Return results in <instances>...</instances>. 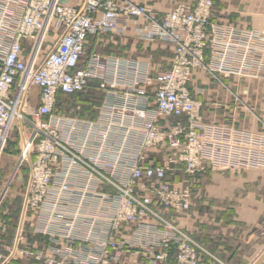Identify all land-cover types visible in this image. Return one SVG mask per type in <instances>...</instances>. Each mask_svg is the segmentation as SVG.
I'll use <instances>...</instances> for the list:
<instances>
[{"label":"built area","instance_id":"2783aa9c","mask_svg":"<svg viewBox=\"0 0 264 264\" xmlns=\"http://www.w3.org/2000/svg\"><path fill=\"white\" fill-rule=\"evenodd\" d=\"M213 7L214 0L183 1L158 16L133 0H85L80 7L0 0V161L11 131L28 127L20 152L30 164L25 207L64 227L74 242L92 244L83 264H112V251H140L149 264H200L201 245L158 209L190 210L191 185L178 186L174 176L207 169L195 128L202 102L188 84L196 70L224 86L222 75L264 76V29L216 21ZM129 24L143 40L174 47L169 70L150 74L138 61L98 52L84 58L90 35H121ZM94 81L106 99L121 92V103H102L108 117L58 110L60 94L72 96ZM33 87L39 103L29 109ZM127 112L143 124H128ZM168 117L186 121L159 127L157 120ZM156 148L167 152L161 163L149 158Z\"/></svg>","mask_w":264,"mask_h":264},{"label":"crops","instance_id":"0c3cea01","mask_svg":"<svg viewBox=\"0 0 264 264\" xmlns=\"http://www.w3.org/2000/svg\"><path fill=\"white\" fill-rule=\"evenodd\" d=\"M84 1L61 0L75 7L82 6ZM133 1L148 6L158 16L178 2H197ZM213 14L216 21L264 29V0H214ZM49 40L54 42L56 38L51 36ZM147 46L158 49L156 55L160 60L154 58L155 53L146 51ZM93 52L138 61L148 66L150 74H155L170 69L174 47L158 40H143L134 25L129 24L121 35H90L84 58ZM221 79L226 86L208 72L196 70L188 84L192 95L202 102V120L195 128L202 135L207 162V169L197 176L190 177L183 170L174 176L178 186L191 185V209L181 215L165 208L159 211L201 245L204 250L199 251L200 264H264V76L242 80L222 75ZM39 93V88L33 87L29 109L38 105ZM118 95L106 99L94 81L82 94H60L58 110L97 120L109 116L110 111L102 107L105 100L123 101L121 92ZM111 113L120 117L119 112ZM153 114L148 112L149 117ZM134 119L132 112L126 113L128 124H143ZM179 119L186 121L168 117L159 118L157 124L168 129ZM166 153L156 148L150 151L149 158L161 163ZM0 163V264H83L92 244L74 242L62 234L64 227L26 209L29 162L21 159L19 153L14 155L7 146ZM44 228L48 231L44 232ZM169 253L173 263L174 245ZM112 255V264H149V258L140 251H112Z\"/></svg>","mask_w":264,"mask_h":264},{"label":"rangeland","instance_id":"374dc122","mask_svg":"<svg viewBox=\"0 0 264 264\" xmlns=\"http://www.w3.org/2000/svg\"><path fill=\"white\" fill-rule=\"evenodd\" d=\"M50 39V38H49ZM146 51H148L150 54H154V58L156 60H160V58L158 57V55H156V52L158 51L157 50H154L152 49L150 46H147L146 48ZM226 82V81H225ZM17 124V122H16ZM29 131L28 127L26 126H23L21 131L19 130V127H15L12 131H11V134L9 136V139H8V143H7V146H9V150L14 154V155H17V153H19L20 155V152H21V146H22V143H23V139L25 138V135H27V132ZM24 133V134H23ZM3 157V155H2ZM2 157H1V160H2ZM1 162V161H0ZM1 164V163H0ZM26 172V170H25ZM27 173V172H26Z\"/></svg>","mask_w":264,"mask_h":264},{"label":"trees","instance_id":"16d2710c","mask_svg":"<svg viewBox=\"0 0 264 264\" xmlns=\"http://www.w3.org/2000/svg\"><path fill=\"white\" fill-rule=\"evenodd\" d=\"M163 44H165V43H163ZM83 92H84V91H82V92H79V93H81V94H82ZM175 177H176V176H175ZM159 208H165V207H159ZM159 208H158V209H159ZM165 209H168V208H165ZM159 210H160V209H159ZM160 212H161V213H163L164 215H166V214H165V212H162V211H160Z\"/></svg>","mask_w":264,"mask_h":264}]
</instances>
